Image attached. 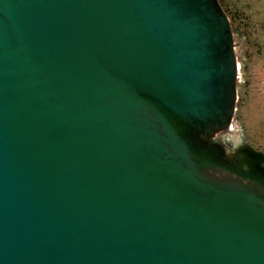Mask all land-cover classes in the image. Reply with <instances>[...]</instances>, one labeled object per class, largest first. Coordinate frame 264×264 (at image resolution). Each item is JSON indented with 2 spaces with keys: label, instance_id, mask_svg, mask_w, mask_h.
Instances as JSON below:
<instances>
[{
  "label": "water",
  "instance_id": "water-1",
  "mask_svg": "<svg viewBox=\"0 0 264 264\" xmlns=\"http://www.w3.org/2000/svg\"><path fill=\"white\" fill-rule=\"evenodd\" d=\"M217 0H0V264H264V152Z\"/></svg>",
  "mask_w": 264,
  "mask_h": 264
},
{
  "label": "flooded vegetation",
  "instance_id": "flooded-vegetation-1",
  "mask_svg": "<svg viewBox=\"0 0 264 264\" xmlns=\"http://www.w3.org/2000/svg\"><path fill=\"white\" fill-rule=\"evenodd\" d=\"M230 24L237 61V101L232 123L233 136L228 144L233 147L250 143L244 128L237 121L238 113L250 102L264 106V0H217ZM258 105V107H261Z\"/></svg>",
  "mask_w": 264,
  "mask_h": 264
},
{
  "label": "rangeland",
  "instance_id": "rangeland-1",
  "mask_svg": "<svg viewBox=\"0 0 264 264\" xmlns=\"http://www.w3.org/2000/svg\"><path fill=\"white\" fill-rule=\"evenodd\" d=\"M256 100L250 102L246 109L238 113L235 123L241 124L248 140L255 146L264 149V106L258 107Z\"/></svg>",
  "mask_w": 264,
  "mask_h": 264
}]
</instances>
